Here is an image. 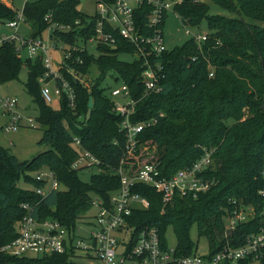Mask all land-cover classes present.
I'll list each match as a JSON object with an SVG mask.
<instances>
[{
	"label": "trees",
	"instance_id": "trees-1",
	"mask_svg": "<svg viewBox=\"0 0 264 264\" xmlns=\"http://www.w3.org/2000/svg\"><path fill=\"white\" fill-rule=\"evenodd\" d=\"M211 1L228 14H209V5L202 0H181L173 5L186 24L197 26L201 20L206 21V39L197 43L190 37L162 52L159 60L164 77L157 92L145 91L140 59L118 58L120 52L133 53V46L118 38L115 47L98 43L96 55L86 48L71 52L67 62L75 74L85 75L95 64L99 76L83 82L66 67H59L75 89V106H69L62 96L60 106L53 109L40 94L37 78L44 70L41 59L19 57L13 42L0 44V83L17 78L22 64L27 66L24 84L38 107L37 120L45 126L38 142L50 146L30 159L19 160L0 145V245L16 235L14 225L24 213L22 202H36V217L50 216L74 228L88 209L92 193L106 198L118 187L119 175L111 169L118 166L124 154L125 135L119 125L121 116L112 110V101L101 86L108 70L115 72V81L127 85L129 96L136 101L130 115L132 122L162 113L139 133L137 147L129 158L138 164L157 163L160 175L169 176L190 165L204 149H213V166L208 175L216 182L196 197L175 196L163 206L160 193L153 187L134 186L149 200L147 208H135L128 217L136 231L145 225L156 226L162 246L167 247L165 230L171 225L176 238L174 253L182 256L195 253L189 236L195 224L198 234L207 238L206 254L210 256L224 245L237 247L250 233L264 230V198L258 193L264 187V26L258 23L264 22V0ZM77 3L78 0H27L22 11L31 27L29 34L40 35L47 28L44 15L50 12L52 21L71 25L68 32L53 30L57 40L86 43L94 32L95 17L79 11ZM148 11V5L136 8L139 24L144 23ZM15 14L10 5L0 0V23L13 19ZM77 19L78 24L74 23ZM77 57L81 63L75 61ZM74 135L107 170L93 173L87 181L80 179L78 169L71 167L77 155L70 144ZM45 166L54 171L62 189L40 196L35 189L17 188L21 175L35 187L41 186L42 181L29 172ZM245 206H251L254 215L225 233L224 216L229 218L234 209ZM69 255L50 253L12 261L72 264ZM255 258L264 264V248L258 256L240 259L236 264Z\"/></svg>",
	"mask_w": 264,
	"mask_h": 264
},
{
	"label": "built area",
	"instance_id": "built-area-1",
	"mask_svg": "<svg viewBox=\"0 0 264 264\" xmlns=\"http://www.w3.org/2000/svg\"><path fill=\"white\" fill-rule=\"evenodd\" d=\"M23 0L20 8H14L15 17L6 20L4 24L8 32H0V44L4 41L14 43L19 57H39L44 70L39 75L40 94L48 103L53 97L65 96L67 104L75 106L76 92L69 80L59 71L51 68V51L57 50L60 55V67L75 76L67 59L73 50H83L88 41L115 47L118 38L128 41L133 46V53L141 60V81L146 92H157L161 89V80L164 77L160 55L166 50L163 35V20L168 10L181 0H95L94 32L87 38L86 43L71 44L57 40L50 35L52 43L43 41L41 35L20 34L21 23H26L23 16ZM148 5L146 20L139 24L136 19V8ZM174 11V10H173ZM175 12V11H174ZM176 13V12H175ZM182 23L186 19L176 13ZM48 22L47 28L60 29L68 32L70 24H58L51 20V13L44 15ZM79 19L74 23L78 24ZM191 31L185 28V33ZM197 43L206 39L204 32L190 35ZM58 41V42H57ZM87 49V48H86ZM88 50V49H87ZM22 53H25L24 55ZM76 62L82 59L77 57ZM211 75V73H209ZM52 80L54 84L50 86ZM120 87H111L109 97L112 101V110L121 116L120 129L125 135L124 154L117 167L112 168L119 175V185L104 198L92 193L90 205L84 212L86 217L94 219V228L84 237L76 231L81 224V217L76 221L74 228H68L56 218L47 216L38 218L34 214L36 202H22L23 215L16 221L14 227L16 235L6 243L0 245V264H16L12 260L25 257L41 256L50 253L68 252L72 264H236L240 259L256 257L264 248V230L250 233L245 242L237 247L224 245L212 255L193 253L176 256L174 247H163L159 230L154 225H145L136 231L130 224L128 217L135 208H147L149 200L134 190L136 184H146L153 187L161 195L163 206L171 203L175 196L196 197L199 193L210 189L216 182L208 175L213 166V149L206 148L203 153L190 165L181 167L169 176H161L157 163L143 162L138 164L128 157L136 149L139 133L162 116L132 122L130 115L134 112L135 100L129 96L128 87L120 83ZM121 95L125 101L120 103L113 96ZM7 121L4 131L14 130L21 125L22 113L18 109V101L14 97H1ZM27 124H32L31 116L24 117ZM77 155L71 167L80 169L94 167L96 171L107 170L100 166V160L86 149L79 136L74 135L70 142ZM109 169V168H108ZM264 177V165L261 169ZM42 181V185L35 187V192L43 196L48 191L62 189L55 173L49 167H41L34 175ZM264 198V187L258 190ZM249 209V210H248ZM264 213V210H263ZM254 215L251 206L234 209L228 218L225 233L234 229L239 222L246 221Z\"/></svg>",
	"mask_w": 264,
	"mask_h": 264
},
{
	"label": "rangeland",
	"instance_id": "rangeland-1",
	"mask_svg": "<svg viewBox=\"0 0 264 264\" xmlns=\"http://www.w3.org/2000/svg\"><path fill=\"white\" fill-rule=\"evenodd\" d=\"M3 1L11 7L20 8L23 0ZM172 1L175 2L178 0ZM202 1L206 2L209 5V14H228L226 9L220 7L213 1ZM77 9L88 17H93L95 14V0H78ZM258 23L264 26V22ZM185 28L189 29L191 32L189 34H186ZM205 30L206 21L204 19L201 20L197 26L184 24L182 23L180 17L171 9L167 11V14L163 20V35L167 49H172L175 46L181 45L186 39L190 38V35L192 33L204 32ZM8 31L9 29L8 27H6L4 22L0 23V32ZM30 31L31 27L28 25V23H21L19 28L20 34H28ZM52 34L53 28H45L40 33L42 40L47 41L50 44L52 43V38L50 37V35ZM85 46L88 51L94 53L95 55L98 54L95 42L88 41ZM22 54L24 55L25 53ZM50 55L52 70L59 71L60 55L58 51L52 50ZM118 58L121 60L130 61L135 59L136 55L130 52H120L118 53ZM114 75L115 72L113 70H108L105 77L101 81V86L105 88L104 90L108 93V95L111 87H120L121 85L120 81H115ZM75 76L83 82L95 80L99 76L98 68L95 64H92L87 74L81 76L75 74ZM26 78L27 66L25 64H22L17 78H13L0 83V98L3 96L16 98L18 101V109L23 115L20 126H18L14 130L4 131V128L1 125H3L6 121V115L4 112V107L2 106V102L0 100V145L14 154L19 160L30 159L37 152L48 149L50 147L48 144L38 142L45 126L37 120L38 107L25 87L24 83L26 81ZM49 84L50 86H52L54 82L50 80ZM113 98L120 103L125 101V98L121 95L113 96ZM48 104L53 109H57L60 106V99L55 96L50 102H48ZM25 116H31L34 119L33 123L27 124L24 118ZM79 119H83V115H80ZM77 125L80 126V123H77ZM38 170L29 172V174L34 176ZM77 172L80 179L87 181L89 177L97 171L94 167L88 166L78 169ZM16 186L17 188L22 190L35 189V185L32 182L26 180L23 175H21V177L18 179ZM81 218V224L76 228V231L80 233L81 237H84L89 231L93 230L94 219L86 217L85 214H83ZM223 221L226 227L228 225V218L224 216ZM189 236L193 242L192 250L195 251V253L206 254L208 252L209 246L207 238L198 234L195 224L190 227ZM165 238L169 247L175 246L176 238L171 225H168L166 227ZM244 264H260V261L259 259L255 258L247 261Z\"/></svg>",
	"mask_w": 264,
	"mask_h": 264
},
{
	"label": "water",
	"instance_id": "water-1",
	"mask_svg": "<svg viewBox=\"0 0 264 264\" xmlns=\"http://www.w3.org/2000/svg\"><path fill=\"white\" fill-rule=\"evenodd\" d=\"M91 105H92V98L89 97V99H88V106L90 107Z\"/></svg>",
	"mask_w": 264,
	"mask_h": 264
},
{
	"label": "crops",
	"instance_id": "crops-1",
	"mask_svg": "<svg viewBox=\"0 0 264 264\" xmlns=\"http://www.w3.org/2000/svg\"><path fill=\"white\" fill-rule=\"evenodd\" d=\"M6 115V114H5ZM6 121H7V115H6ZM6 121L4 122V124L6 123ZM4 124L3 125H1L2 127L4 126ZM4 130V129H3Z\"/></svg>",
	"mask_w": 264,
	"mask_h": 264
}]
</instances>
